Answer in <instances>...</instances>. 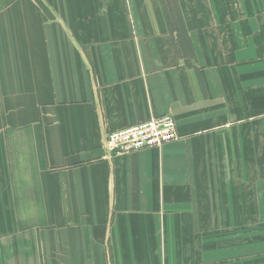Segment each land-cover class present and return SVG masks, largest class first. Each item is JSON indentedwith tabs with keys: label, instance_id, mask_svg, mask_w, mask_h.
Segmentation results:
<instances>
[{
	"label": "crops",
	"instance_id": "1",
	"mask_svg": "<svg viewBox=\"0 0 264 264\" xmlns=\"http://www.w3.org/2000/svg\"><path fill=\"white\" fill-rule=\"evenodd\" d=\"M176 1L0 0V264H264V0Z\"/></svg>",
	"mask_w": 264,
	"mask_h": 264
},
{
	"label": "built area",
	"instance_id": "2",
	"mask_svg": "<svg viewBox=\"0 0 264 264\" xmlns=\"http://www.w3.org/2000/svg\"><path fill=\"white\" fill-rule=\"evenodd\" d=\"M177 139L176 121L170 115H163L109 132L105 148L109 153L125 154L146 148L161 147Z\"/></svg>",
	"mask_w": 264,
	"mask_h": 264
},
{
	"label": "trees",
	"instance_id": "3",
	"mask_svg": "<svg viewBox=\"0 0 264 264\" xmlns=\"http://www.w3.org/2000/svg\"><path fill=\"white\" fill-rule=\"evenodd\" d=\"M163 1L170 24H172V26L177 28L179 31V39H180V44H182V50L187 52L191 48V44L183 24V20L179 11L177 1L176 0H163Z\"/></svg>",
	"mask_w": 264,
	"mask_h": 264
}]
</instances>
